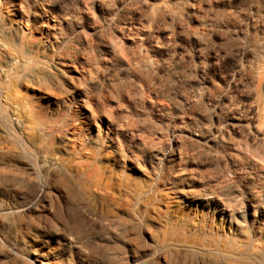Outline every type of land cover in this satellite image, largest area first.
I'll return each instance as SVG.
<instances>
[{
	"label": "rangeland",
	"instance_id": "1",
	"mask_svg": "<svg viewBox=\"0 0 264 264\" xmlns=\"http://www.w3.org/2000/svg\"><path fill=\"white\" fill-rule=\"evenodd\" d=\"M0 208V264H264V0H0Z\"/></svg>",
	"mask_w": 264,
	"mask_h": 264
},
{
	"label": "bare ground",
	"instance_id": "2",
	"mask_svg": "<svg viewBox=\"0 0 264 264\" xmlns=\"http://www.w3.org/2000/svg\"><path fill=\"white\" fill-rule=\"evenodd\" d=\"M49 168H52L53 165H48ZM47 166V167H48ZM35 206V204L33 202H27V203H24L22 204L21 206L18 207L17 211H19L20 213H26L28 212L31 208H33ZM45 209H48L51 211V207H49V205H44L43 206ZM10 208H0V213H2L3 215H8L10 213ZM12 211V210H11ZM33 238L34 240H37V241H40V242H43V238H42V235H40L39 233H36V232H33ZM43 248L41 249V252H38V251H32L31 254H34L36 257H42V258H45L47 257L48 253H51L50 250H48L46 248V245L43 244L42 246Z\"/></svg>",
	"mask_w": 264,
	"mask_h": 264
}]
</instances>
